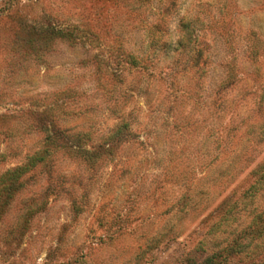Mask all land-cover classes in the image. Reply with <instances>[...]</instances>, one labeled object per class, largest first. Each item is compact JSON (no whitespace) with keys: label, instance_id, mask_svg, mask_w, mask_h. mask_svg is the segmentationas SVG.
<instances>
[{"label":"rangeland","instance_id":"1","mask_svg":"<svg viewBox=\"0 0 264 264\" xmlns=\"http://www.w3.org/2000/svg\"><path fill=\"white\" fill-rule=\"evenodd\" d=\"M0 264H264V0H0Z\"/></svg>","mask_w":264,"mask_h":264},{"label":"clouds","instance_id":"2","mask_svg":"<svg viewBox=\"0 0 264 264\" xmlns=\"http://www.w3.org/2000/svg\"><path fill=\"white\" fill-rule=\"evenodd\" d=\"M181 16L185 15V12L182 10L180 13ZM179 27V19L174 20L171 24H170V29L175 32V30Z\"/></svg>","mask_w":264,"mask_h":264},{"label":"trees","instance_id":"3","mask_svg":"<svg viewBox=\"0 0 264 264\" xmlns=\"http://www.w3.org/2000/svg\"><path fill=\"white\" fill-rule=\"evenodd\" d=\"M50 32H53L52 30Z\"/></svg>","mask_w":264,"mask_h":264}]
</instances>
